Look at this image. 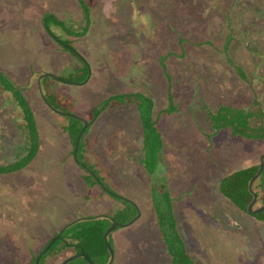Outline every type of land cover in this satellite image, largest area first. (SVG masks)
Masks as SVG:
<instances>
[{
	"label": "rangeland",
	"instance_id": "rangeland-1",
	"mask_svg": "<svg viewBox=\"0 0 264 264\" xmlns=\"http://www.w3.org/2000/svg\"><path fill=\"white\" fill-rule=\"evenodd\" d=\"M83 3L90 22L85 35L75 38L85 25L78 0H0V70L25 88L39 132L34 159L0 175V264H27L68 223L114 216L123 207L114 197L99 198L98 187H87L63 129L70 122L46 106L39 87L55 98L54 108L86 122L106 99L127 94L148 96L156 109L174 94L172 101L182 108L159 119L165 144L152 173L138 152L141 126L134 100L113 101L93 124L87 122L82 140L91 148L83 161L138 211L133 222L110 233L112 264H170L150 190L175 199L178 231L195 264H264V223L218 192L228 173L264 154V140L232 137L228 129L214 135L210 121L219 106L244 110L254 101L264 114V0ZM45 14L55 15L74 35L52 25L47 31ZM52 36L70 43L83 59L84 80L81 61ZM46 73L66 81L38 82ZM244 79L252 83L246 89ZM48 83L51 91L44 89ZM260 124L264 127V116ZM27 141L17 103L0 86V165L19 160ZM73 253L65 250L44 264H60Z\"/></svg>",
	"mask_w": 264,
	"mask_h": 264
},
{
	"label": "trees",
	"instance_id": "trees-1",
	"mask_svg": "<svg viewBox=\"0 0 264 264\" xmlns=\"http://www.w3.org/2000/svg\"><path fill=\"white\" fill-rule=\"evenodd\" d=\"M78 1L84 12L85 25L82 28L81 32L77 34V36H75L74 33H71L70 29L64 24V22L53 14H45L43 16L42 22L46 30L48 31L50 27L49 25H52L59 28L68 36L74 35L73 37L75 38L84 36L87 30V26L90 22L89 13L87 7L83 3V0ZM53 39L56 43L58 38ZM63 42L67 45H70V43H68L67 41ZM57 43L59 44L58 46L62 51L68 52L72 56L76 57L73 53H71V51H69L67 47L63 46L61 42L58 41ZM80 72L82 73V80H84L87 76V68L82 61ZM0 86L2 88V91L11 95L14 101L17 103L28 137L27 145H25V154L15 162L7 163L3 166L0 165V175H4L22 170L34 159L39 148V132L37 130L36 121L34 119L29 102L24 96L23 90H25V88L22 89V87L12 82L2 70H0ZM42 93L45 99L49 101L52 106L57 108V105L55 104V98L46 91H43ZM127 99L134 100L137 104L136 107L138 117L142 128L141 164L147 173H152L158 161L159 152L162 148V137L157 127V122L153 118L152 100L148 96L136 93L106 99L102 106L94 108L91 120L87 122L89 125L93 124L98 116L103 112L105 107H108L113 101L114 103H124ZM169 101H172L171 96H169ZM170 112L171 108L161 111V113L165 114H169ZM263 116L264 114L260 103L258 101H254L251 106L244 110L233 109L228 106H219L216 113L210 115V121L212 123L211 126L214 130V134H216L220 130L228 129L233 137H239L248 140H264V127L260 124ZM63 117L68 119V122H70V124L68 123L66 126H63V129L69 137L73 150L75 139L82 126V122L71 117ZM74 123L77 124V126L71 127V124ZM85 135L86 129L84 130L81 139L79 140L77 149L78 160L85 164L90 170H92V172L102 182V179L99 177L98 173L94 171L93 167L89 166L83 161L82 157L84 141L82 140V138ZM258 166L259 160H257L255 163H252L250 166L232 171L224 178H222L218 183V192L225 199H227L237 210L246 214H248L246 212L247 205L252 199V195L248 190V182L256 173ZM81 170L84 172L82 179L85 181V184L88 188L98 187L102 195L111 197L98 184L96 178L91 173L86 172L83 169ZM253 189L257 194V202L254 207L264 204V166L260 175L254 182ZM115 199L119 203H121L123 207L114 216L109 217L107 215H99L94 218L87 217L71 224L61 233L60 238L57 239L52 244V246L41 256L38 264H44L46 258L60 254L68 249H71L73 252L82 250L93 260L94 263L106 264L109 260V255L103 239V235L107 228L110 226L111 220H117L120 223H126L130 221L137 213V207L135 204L129 203L124 200H119L117 198ZM150 201L160 232V237L164 245L165 254L169 259V263L195 264L193 258H191L188 254L184 240L182 239L178 231L177 220L173 211L175 199L171 197L167 192L151 190ZM251 216L264 223V210ZM108 241L111 244L110 234L108 235ZM38 253L39 251L30 258L27 264H34L35 258ZM67 264L88 263L83 258H78Z\"/></svg>",
	"mask_w": 264,
	"mask_h": 264
},
{
	"label": "water",
	"instance_id": "water-1",
	"mask_svg": "<svg viewBox=\"0 0 264 264\" xmlns=\"http://www.w3.org/2000/svg\"><path fill=\"white\" fill-rule=\"evenodd\" d=\"M63 46L67 47L69 49V51H71V53H73L78 59H80L82 62L83 59L80 57V55H78L75 50L67 45V44H63ZM42 78H51V79H54V80H57V81H66L65 79H62V78H59V77H56L50 73H46L42 76H40V78L38 79V82L40 81V79ZM41 94V98L43 99L44 103L46 104L47 107H49L52 111L56 112L57 114L59 115H62V116H67V117H71V118H74V119H77L79 120L80 122H82L83 126L81 127V129L79 130L78 134H77V137L75 139V143H74V147H73V152H72V155H73V159L74 161L77 163V165L85 170L86 172H89L91 173L97 180L98 184L111 196V197H114V198H117L119 200H124V201H127L129 203H132L130 200L128 199H125L123 197H120L112 192H110L106 187L105 185L100 181V179L92 172V170H90L85 164H83L82 162H80L77 158V149H78V144H79V140L81 139V136L87 126V122L84 121L83 119L77 117V116H74L72 114H69V113H66L64 111H60V110H57L56 108H54L52 105H50L48 103V101L45 99V97L42 95L43 93L40 92ZM259 160V166H258V169L256 171V173L251 177V179L249 180L248 182V190L250 192V194L252 195V199L251 201L249 202V204L247 205V208H246V212L250 215H253V214H256L258 212H261L262 210H264V204L262 205H259V207L257 209H254V205L256 204L257 202V194H256V191L253 189V185H254V182L255 180L258 178V176L260 175L262 169H263V166H264V154H261L258 158ZM133 204V203H132ZM138 213V211H137ZM83 219V218H82ZM81 220V219H79ZM134 219L124 223V224H120V223H117L113 220H111V225L107 228V230L104 232V235H103V239H104V242H105V245H106V248H107V252H108V255H109V260L106 264H112V261H113V250H112V247L108 241V235L113 231L115 230L116 227H119V226H122V225H129L131 222H133ZM78 220L76 221H72L71 223H68L67 225L63 226L60 230H58L55 235H53L48 241L47 243L44 245V247L39 251V253L37 254L36 258H35V261H34V264H38L39 263V260L41 258V256L52 246V244L60 238V235L61 233L68 227L70 226L71 224L77 222ZM78 258H83L88 264H96L93 262V260L86 254L84 253L82 250L78 251V252H75L67 257H65L60 264H67L71 261H74Z\"/></svg>",
	"mask_w": 264,
	"mask_h": 264
},
{
	"label": "crops",
	"instance_id": "crops-1",
	"mask_svg": "<svg viewBox=\"0 0 264 264\" xmlns=\"http://www.w3.org/2000/svg\"><path fill=\"white\" fill-rule=\"evenodd\" d=\"M81 68V67H80ZM79 68V69H80ZM240 79V78H239ZM242 79V78H241ZM245 80V79H244ZM235 82V80H234ZM221 84V83H220ZM252 85V83L250 84V82H248L247 80L244 81V86H243V89H246L247 87H250ZM236 86V85H235ZM39 87V86H38ZM50 88V91L53 89L52 88V84L48 83L47 86H45L44 89H47ZM39 91L42 92V90H40V87H39ZM246 92L248 91H245L243 92V94H245ZM238 94H242V92L238 93ZM171 96V100H173L175 98L174 94H173V97L172 95ZM170 101L167 100V105L165 107H162V108H158L156 109V107H154V104H153V118L156 120L157 122V127L161 133V137H162V147H164L163 145L165 144V139H164V135L161 131V128L159 127V119L162 118V117H171L173 116L174 114H178L180 113V110H182V108L179 106V103H177V99H175L174 101H171L170 104H169ZM171 105H175V107L171 106ZM171 106V107H170ZM171 108V112L169 114H165V113H161V111L163 110H166V109H170ZM136 110H137V107H136ZM137 115H138V112H137ZM139 118V117H138ZM140 121V120H139ZM66 126V123L63 124V126ZM140 126H141V123H140ZM173 126V125H172ZM141 128V127H140ZM168 130L171 131L172 133V128H169ZM67 134V133H66ZM231 134V133H230ZM215 135V134H214ZM68 136V135H67ZM232 136V135H231ZM233 137V136H232ZM69 138V137H68ZM89 147L91 148V146L88 144V143H84V149H83V156L85 157H88L89 156ZM247 150L248 148H246V151H245V155L243 156H246L247 154ZM138 152H139V155H140V158L142 159V128H141V142L139 144V149H138ZM259 158V157H258ZM254 160V158H252L251 162ZM250 162V164L248 166H250L252 163ZM247 167V166H246ZM244 168V167H243ZM240 169V168H239ZM231 173V172H230ZM229 174V173H228ZM151 192V190H150ZM149 196H150V193H149ZM98 197L101 198V197H104V195L101 194V192L98 194ZM150 199V198H149ZM122 208V207H121Z\"/></svg>",
	"mask_w": 264,
	"mask_h": 264
},
{
	"label": "flooded vegetation",
	"instance_id": "flooded-vegetation-1",
	"mask_svg": "<svg viewBox=\"0 0 264 264\" xmlns=\"http://www.w3.org/2000/svg\"><path fill=\"white\" fill-rule=\"evenodd\" d=\"M75 253V252H74Z\"/></svg>",
	"mask_w": 264,
	"mask_h": 264
}]
</instances>
